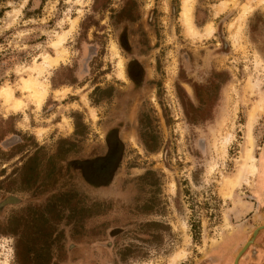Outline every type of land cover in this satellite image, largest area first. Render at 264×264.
<instances>
[{"label": "rangeland", "instance_id": "374dc122", "mask_svg": "<svg viewBox=\"0 0 264 264\" xmlns=\"http://www.w3.org/2000/svg\"><path fill=\"white\" fill-rule=\"evenodd\" d=\"M182 3L0 0V87L25 104L13 112L0 100V261L216 264L214 252L229 248L247 213L234 204L260 197L264 181V0H190L195 34ZM63 33L58 51L66 53L40 75L47 95L37 109L19 79L43 56H56L50 45ZM123 34L150 73L129 122L133 142L126 140L115 181L101 190L77 168L99 153L113 106L97 105L92 87L115 81L122 89L102 73L117 59L122 76ZM193 85L217 94L200 113ZM196 112L202 120L193 124L187 116ZM255 220L264 221V206Z\"/></svg>", "mask_w": 264, "mask_h": 264}, {"label": "flooded vegetation", "instance_id": "af4514ba", "mask_svg": "<svg viewBox=\"0 0 264 264\" xmlns=\"http://www.w3.org/2000/svg\"><path fill=\"white\" fill-rule=\"evenodd\" d=\"M123 36L125 35L123 34L119 37V43L125 51L126 57L121 54L119 46L117 45L124 62V66L121 63L122 76L119 75V69V77L116 75L117 59L114 63L115 70L113 72L103 71L102 73L107 76H111L112 74L115 80L119 82L118 86H121L122 89L119 90L118 88H115V81L106 84L101 82L96 83L92 87L96 94L97 105H113L107 113L108 119L106 120V123L104 122V126L101 127L102 130L99 132V135L103 138V144L96 148L99 152L98 154L81 159L77 168L86 184L101 190H105L109 185L114 183L117 169L119 168L123 156L122 152L124 151L125 142L126 140L133 142V135H131V129L133 126L129 122H131L134 118L137 119L136 115L139 110V105L144 100L142 98V94L146 90V84L148 83L150 73L148 67H146L141 59L138 58V56L134 53V50L131 49L129 41L127 39H123ZM74 83L75 82H70L68 84L60 83L58 84L59 86H54L53 88H70L74 85ZM83 87L84 86L81 88ZM193 87L194 97L197 101L195 111L199 112L205 109L203 107L209 106L210 102L213 103L216 100L215 95L217 94H215V90H211L212 93L207 92L206 96H204L202 87H205V85H193ZM216 87L217 86H215V88ZM197 112L191 117L187 116L189 121L193 124H195L194 121L202 120V117L200 118V115ZM97 118L98 117H96V119ZM98 120L100 121V119ZM139 123L142 124V120L140 121V118ZM143 144L147 146V150L151 153L157 150L156 146L151 147L144 141ZM214 253L217 255V252Z\"/></svg>", "mask_w": 264, "mask_h": 264}, {"label": "bare ground", "instance_id": "6f19581e", "mask_svg": "<svg viewBox=\"0 0 264 264\" xmlns=\"http://www.w3.org/2000/svg\"><path fill=\"white\" fill-rule=\"evenodd\" d=\"M244 10H246V8H244ZM181 15H182L183 23L185 24V27L187 28L188 32H190L192 34L197 33L195 31V26H194V24L192 22V18H191L190 0H183ZM73 20L71 21V28H73L75 23H76V21L75 20L73 21ZM209 24L207 26L208 30L212 29V25L211 24L209 25ZM56 38H55L56 40L54 39V42L50 45V46L54 47V49L56 51V56L55 57L54 56L53 57L52 56H43L42 61L40 63H38V64L34 63L35 66L31 67L35 74L33 73V75H29L26 78L23 77V78L19 79L20 80V84H19L20 92L27 93L28 94L27 97L29 98L31 103H33L36 106L37 109H40V107L43 104V102L46 98V95H47V85H46L45 81L42 82L40 80V75L43 73L45 68L49 69V68H52L53 66H55L61 59L64 58V54L66 53L64 49H61V51H58L59 48L62 46L64 40H65V34L63 33ZM22 70H23V68H22ZM253 82H254V80H253ZM253 82H248V84H249V87L251 88V91L258 89V97L256 99L257 100L256 102L259 105L260 102L262 101V96H261V92H260V85H259L258 81L254 82V83ZM0 100L3 102L4 105L7 106V109H9L13 112H19V111L23 110V108L25 106L24 101L20 97L15 96V91L10 86L0 87ZM225 141H227V138H225ZM246 159H248L249 161H248V163H246L245 167L248 169V171L250 173L254 174L256 171V168L252 163L253 157L250 154H248V155H246ZM240 178L241 177L239 176V178H237L235 181H231V180H229V181H231V183L236 184L240 180ZM245 203L244 202H238V203L234 204L233 211L235 213H243L245 210H249L250 206H245L246 205ZM238 215H240V214H238ZM182 255H184V254L177 255V257L182 256ZM176 260H178V259H176V258L172 259L170 264H174V262ZM0 264H6V263H5V261H0ZM237 264H238V262H237Z\"/></svg>", "mask_w": 264, "mask_h": 264}, {"label": "crops", "instance_id": "0c3cea01", "mask_svg": "<svg viewBox=\"0 0 264 264\" xmlns=\"http://www.w3.org/2000/svg\"><path fill=\"white\" fill-rule=\"evenodd\" d=\"M250 198L249 202L245 203V206H250L249 210L244 215L239 216V221L242 219L244 221L236 223L234 231L229 235L232 238L229 248L223 252V255H218L219 253L217 252V255L213 256L216 264H232L238 251L247 242L252 231L264 223V221L255 220V216L260 213L261 207L264 206V181L263 188L260 190V197L252 195ZM238 264H264V229L256 234L253 244L240 256Z\"/></svg>", "mask_w": 264, "mask_h": 264}, {"label": "water", "instance_id": "95a60500", "mask_svg": "<svg viewBox=\"0 0 264 264\" xmlns=\"http://www.w3.org/2000/svg\"><path fill=\"white\" fill-rule=\"evenodd\" d=\"M264 229V225L263 226H258V227H256L253 231H252V233H251V235H250V237L248 238V240H247V242L243 245V247H241V249L238 251V253H237V255H236V257L234 258V263L233 264H237V262H238V259L240 258V256L244 253V251L251 245V244H253V242H254V238H255V236H256V234L260 231V230H263Z\"/></svg>", "mask_w": 264, "mask_h": 264}]
</instances>
